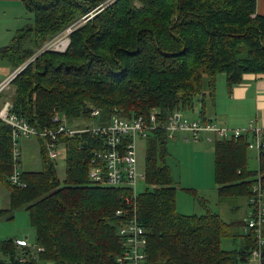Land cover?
<instances>
[{
    "label": "trees",
    "instance_id": "1",
    "mask_svg": "<svg viewBox=\"0 0 264 264\" xmlns=\"http://www.w3.org/2000/svg\"><path fill=\"white\" fill-rule=\"evenodd\" d=\"M103 1L21 0L33 24L14 68L25 65L11 83L12 111L18 116L44 127L53 125L51 117L58 114L82 126L95 119L106 123L113 116L148 118L151 112L163 119L198 104L200 120L207 122L219 73L225 75L228 90L246 73L264 74V15L256 13V0H112L88 17ZM69 26L64 51L37 54ZM93 109L99 110L98 118L91 116ZM166 137L160 128L145 137L146 185L135 200L126 202V188L90 179L93 153L103 145V138L90 132L60 138L62 179L58 158H50L37 139L41 169L21 172L25 187L11 184V129L0 120V184L8 192L0 219L13 218L23 208L34 243L43 247L34 252L18 247L14 238L2 240L0 264H125L117 261L124 250L118 235L124 218L116 211L133 206L146 229L147 264L247 262L256 247L253 237L232 231L218 212L177 211L174 179L164 161ZM250 139L251 134L243 133L213 141L219 201L247 200L256 173L264 183V132L254 171L248 168ZM224 238L232 248L222 247Z\"/></svg>",
    "mask_w": 264,
    "mask_h": 264
},
{
    "label": "built area",
    "instance_id": "2",
    "mask_svg": "<svg viewBox=\"0 0 264 264\" xmlns=\"http://www.w3.org/2000/svg\"><path fill=\"white\" fill-rule=\"evenodd\" d=\"M71 30V26L67 27L64 30L66 32L62 31L48 41L37 54L52 48L65 47ZM32 59L33 57L29 61ZM22 68L23 66L19 67L4 80L0 81V95L12 83V80ZM12 108L13 103L10 98L0 99V120L8 124L11 129L14 161L13 171L9 176L11 184L19 187L26 186L21 180V171H19V160L21 157L20 139H41L49 157L55 159L62 155L63 148L60 142L62 136L72 137L78 133L90 132L103 138L102 148L96 149L93 153L89 167L90 179L97 184L126 188L129 192L126 202L135 200L137 197L139 191L136 186L138 183L141 182L146 185L145 171L143 169L140 170L138 167L136 142L139 139H144L149 132L160 128L166 131L168 137H172L174 131H181L184 132L185 136L190 133L194 140L198 141L201 134H207L208 140H210L209 135L211 133L216 134L217 138L227 139L229 137H238L249 131V134H252V142L248 143V147L256 149L257 153L261 148V135L264 132L263 128L254 127L251 124L248 128H235L230 132L224 128L219 129L211 121H189L185 118V114L176 112L168 114L163 119L154 112H151L148 118L141 115L131 119L113 116L106 123L93 126H77L69 123L65 116L54 114L51 117L53 125L40 127L18 116L12 111ZM99 115L98 109L91 111V116L98 118ZM182 116L184 117L183 119ZM246 202L247 212L242 226V233L254 238L256 247L252 257L256 258L258 264H262L264 248V183L259 173L254 176L251 193ZM116 215L124 218L118 228V235L124 250L117 257V261L125 264H147L146 229L138 221L135 206L128 210H117ZM14 241L18 247H30L34 252L43 250V247L29 243L27 238H16Z\"/></svg>",
    "mask_w": 264,
    "mask_h": 264
},
{
    "label": "rangeland",
    "instance_id": "3",
    "mask_svg": "<svg viewBox=\"0 0 264 264\" xmlns=\"http://www.w3.org/2000/svg\"><path fill=\"white\" fill-rule=\"evenodd\" d=\"M112 1V0H111ZM110 0H104L99 6H105ZM137 6L139 4L135 2ZM2 20V16H0ZM18 23L19 27L13 32L12 37H9L8 29L12 28L11 22L5 26L0 21V75H6L9 71L13 70L16 66V60L18 59V52L22 48H27V34L28 25L33 24V17L30 11H26L21 21ZM64 31V30H63ZM66 32V31H64ZM60 34V33H59ZM58 34V35H59ZM69 35V34H68ZM56 37V36H55ZM51 40V39H50ZM14 44V47L11 48ZM47 43V42H46ZM45 43V44H46ZM69 43V38H68ZM67 45L59 48H52L49 50L62 52L66 49ZM44 44V45H45ZM43 45V46H44ZM10 47V48H9ZM246 45L241 47V50L245 52ZM38 53V52H37ZM42 53V52H40ZM39 53V54H40ZM36 55V54H35ZM34 55V56H35ZM33 56V57H34ZM32 58V57H31ZM30 59V58H29ZM25 64L19 67H24ZM216 90L218 96L225 94L226 78L223 73H219L216 80ZM14 95L13 85L10 84L0 95L1 100L12 98ZM212 104L208 105L206 114L209 113L212 108ZM224 110L229 114V122H237L236 114L231 109L225 107ZM217 112V109H214ZM224 112H217L216 118L209 120L213 122L219 129L224 128L227 131H232L235 128L234 125L228 124L225 121L228 114ZM185 114V118L189 121H201L199 115L198 104H195L194 110H188ZM184 117L182 116V119ZM231 123V122H230ZM100 124L97 119L90 120L85 123L86 126H93ZM246 133H250L246 131ZM190 136L186 137L184 132L174 131L172 137H166V149L167 156L165 163L171 171V175L174 179V186L176 187V209L182 214H205L208 210L218 212L220 216L231 226V230L235 233L242 234V225L246 218L247 202L244 197L230 198L226 201H219L217 197V188L214 180V140L217 139V135L211 133L208 140L207 134H201L199 140L196 141ZM232 138V137H229ZM227 138V139H229ZM236 138V137H233ZM262 138V135H261ZM22 147L21 162L19 163V171L25 170H40L41 160L39 155V141L34 138H22L19 140ZM249 142H252V134ZM248 142V143H249ZM137 146V160L139 169H143L144 159L147 153V141L146 138L139 139L136 142ZM248 147V146H247ZM248 168L251 171L258 169V154L256 149H247ZM64 161L62 158L57 159V172L59 178L64 176ZM257 174V173H256ZM255 174V175H256ZM254 175V176H255ZM253 176V178H254ZM252 178V177H251ZM145 187L144 183H138L136 186L140 192ZM7 189L0 184V208L8 206V194ZM13 214V218L0 219V241L9 238H27L30 242L34 241V229L31 227L29 218L26 211L23 208L17 209ZM239 221H242L241 227L238 225ZM231 240L224 238L222 241V247L225 249L232 248ZM1 257V254H0ZM40 264H54L52 261H44ZM240 264H257L255 258H250L247 262Z\"/></svg>",
    "mask_w": 264,
    "mask_h": 264
},
{
    "label": "crops",
    "instance_id": "4",
    "mask_svg": "<svg viewBox=\"0 0 264 264\" xmlns=\"http://www.w3.org/2000/svg\"><path fill=\"white\" fill-rule=\"evenodd\" d=\"M26 11L28 10L24 7L21 0H0V16H2V20L0 18V21H2V24H4L5 26L9 22L13 23L12 28L8 29L9 37H12L13 32L19 27V24L14 22L21 21V17H23ZM256 13L264 15V0H256ZM18 68L19 67L14 68L6 75H0V81L4 80L8 75L16 71ZM223 93L225 94H221L218 96L216 90L215 103L210 109L209 113L206 114L207 119L213 120L214 118H216V113L219 111H225V113H227L226 110H224V108L227 107L234 111L236 117H239L237 118L239 120H237V122L235 123L230 120V123L229 114L227 113L228 117L225 118L226 123H233L232 125H234L235 127L243 129L248 128L250 124L254 127L258 126L264 129V74L246 73L243 75L242 81L238 84L233 85L230 90L227 89L225 84ZM214 109H217V112L214 111ZM186 136L189 137L190 135L186 134ZM4 208H7V206H4L0 209ZM28 242L31 244H35L34 241L30 242L28 240Z\"/></svg>",
    "mask_w": 264,
    "mask_h": 264
},
{
    "label": "water",
    "instance_id": "5",
    "mask_svg": "<svg viewBox=\"0 0 264 264\" xmlns=\"http://www.w3.org/2000/svg\"><path fill=\"white\" fill-rule=\"evenodd\" d=\"M100 10V6H97L95 7L94 9H92L88 14V17L89 16H93L95 14L96 11H99ZM176 118H177V115H176Z\"/></svg>",
    "mask_w": 264,
    "mask_h": 264
}]
</instances>
